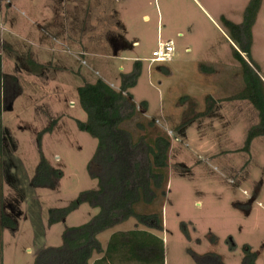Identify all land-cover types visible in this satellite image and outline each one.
Returning a JSON list of instances; mask_svg holds the SVG:
<instances>
[{
	"label": "rangeland",
	"instance_id": "374dc122",
	"mask_svg": "<svg viewBox=\"0 0 264 264\" xmlns=\"http://www.w3.org/2000/svg\"><path fill=\"white\" fill-rule=\"evenodd\" d=\"M250 1L0 0L3 74H15L16 67L24 89L12 108L2 112L4 212L18 225L4 230L2 264H34L42 250L62 246L67 228L99 214L100 209L85 203L64 222L48 225L50 209L67 207L81 193L98 189L88 173L98 141L76 125L87 120L78 100L81 78L90 84L100 78L117 84L137 60L143 64L142 75L130 92L139 113L124 127L137 140L160 132L172 143L167 195L163 206L155 207L163 211L159 236L166 264H198L193 254L210 253L223 264H243L245 246L258 254L257 264H264V137L252 144L250 154L239 152L250 129L259 124V114L248 101H228L244 83L232 54L235 46L221 22L224 16L241 24ZM38 26L49 52L34 48L35 60L47 62L37 79L24 71L31 57L27 40L39 36ZM253 35V63L264 77V0ZM159 38L174 46V57L151 65ZM202 64L217 71L203 73ZM209 96L217 101L211 115L179 130L184 121L206 111ZM52 121L56 126L39 148L38 134ZM42 156L63 174L54 189L31 185ZM136 228L144 229L131 219L98 240L106 243L113 234Z\"/></svg>",
	"mask_w": 264,
	"mask_h": 264
},
{
	"label": "trees",
	"instance_id": "16d2710c",
	"mask_svg": "<svg viewBox=\"0 0 264 264\" xmlns=\"http://www.w3.org/2000/svg\"><path fill=\"white\" fill-rule=\"evenodd\" d=\"M262 0H251L244 12L241 24L221 17L224 28L236 47L233 58L240 64L244 88L228 101H248L259 114V124L248 132L244 147L239 152L250 154L255 139L264 137V82L256 73L253 63V28ZM33 69L40 66L32 61ZM142 61H135L130 74H121L120 89L115 90L102 79L94 84L86 83L78 88L79 104L87 115L85 122L77 120L81 132L98 141L97 150L88 165L89 177L98 181V189L85 191L67 207L49 210L48 225L52 227L64 222L82 204H89L100 212L92 221L77 227L67 228L63 233V244L42 250L34 264H90L94 254L103 255L94 264H165V243L151 231L164 232L163 206L169 183V155L171 140L168 135L156 132L155 138L140 136L124 127L139 113L131 90L138 84L142 75ZM200 70L214 74L213 66L202 64ZM22 88L15 76L3 74L0 53V264L3 255V233L5 229L16 230L18 225L12 216L4 212L3 168L4 140L2 112L11 109L21 95ZM206 111L187 119L179 130L190 122L211 115L217 101L209 96ZM147 110V103L141 104ZM155 129L154 121L148 122ZM56 121L38 134V147L41 148L45 134L52 133ZM144 130L143 124H138ZM143 159H140V156ZM62 172L53 168L44 156L36 168L31 185L35 189H54L62 179ZM160 203V204H159ZM159 204V208H155ZM131 219L136 229L118 232L111 236L104 250L98 236ZM185 228V227H184ZM198 264H223L220 256L210 253L205 256L193 254ZM258 254L250 246L244 247V263L257 264Z\"/></svg>",
	"mask_w": 264,
	"mask_h": 264
},
{
	"label": "crops",
	"instance_id": "0c3cea01",
	"mask_svg": "<svg viewBox=\"0 0 264 264\" xmlns=\"http://www.w3.org/2000/svg\"><path fill=\"white\" fill-rule=\"evenodd\" d=\"M38 35L39 36H37V37H35L34 36V38H33V40L32 41H30V40H27L28 38H29V36H27L26 37V40L28 41V46H29V49H31V52L30 51H28L29 52V55L28 56H30L31 55V57L30 58H27V68H28V70H26V71H24V73H26V74H28V75H30L31 77H35V78H39V77H41L42 76V74H43V69H45L44 67H45V65H46V63L47 62H45V63H40V62H38V61H36L35 60V55L37 56V54H35V55H33V52H34V48L35 49H43V50H45L46 52H49L48 51V45H46V43H44L43 42V39H41L42 38V36H43V34H41V33H44V31L42 30V27L41 26H38ZM121 40L123 41V39L121 38ZM231 41V40H230ZM56 43H57V40L55 41ZM232 42V41H231ZM61 43V42H60ZM232 44H234L233 42H232ZM32 47H31V46ZM36 45V46H35ZM137 45H138V43H137ZM234 46H235V44H234ZM125 47V45H123L122 46V49ZM236 47V46H235ZM27 52V53H28ZM122 53V50L118 53V55L117 56H120V54ZM38 57V56H37ZM119 58V57H118ZM53 59L54 58H52V62H53ZM29 61H32V62H34L35 64H37V65H39L40 67L39 68H36V69H33V67H31L30 65H29ZM53 65H54V63H53ZM58 65L59 66H61L59 63H58ZM55 66V65H54ZM3 67H4V62H3V57H2V70H3ZM63 68H66V69H69L68 67H63ZM122 69V68H121ZM64 71H66V70H64ZM20 77H22V73L20 72V71H18L17 69H16V67H15V74H13V75H11V76H15V77H17V79H18V81H20V78H19V76ZM84 78H85V76H83ZM261 78H262V80H263V82H264V77L263 76H260ZM80 78V77H79ZM100 79H102V78H100ZM81 80H82V82H83V84L85 85L86 83H88L87 81L86 82H84L83 81V79L81 78ZM103 81H105L104 79H102ZM107 84H109L111 87H113L115 90H117V91H119V89H120V80H119V82H117V84H114V83H109L108 81H105ZM20 83V82H19ZM37 83H39V82H37ZM37 86L39 87L40 86V84H37ZM78 88V87H77ZM78 90V89H77ZM22 94H24V89L22 88V93H21V95ZM20 95V96H21ZM19 96V97H20ZM18 97V98H19ZM18 98L16 99V100H18ZM16 100H15V102H16ZM79 100V99H78ZM15 104V103H14ZM80 105V104H79ZM3 114V113H2ZM3 121V120H2ZM3 127H4V125H3ZM259 138H263V137H259ZM259 138H257V139H259ZM257 139H255L254 141H253V143L257 140ZM252 143V144H253ZM252 147V146H251ZM251 153V152H250ZM4 210H5V206H4ZM137 224V223H136ZM141 227V226H140ZM136 229H138V228H136ZM142 230H146L145 228L144 229H142ZM152 233H154L155 235H157L158 237H160L159 236V234H161V233H159V232H155V231H151ZM163 233V232H162ZM161 238V237H160ZM109 239H110V237H109ZM109 239H108V241L106 242V243H101V245H102V247H103V249H106V247H107V245H108V243H109ZM103 255H99V254H94V256H93V258L91 259V261L93 260V262H95L96 260H99L101 257H102ZM91 261H90V264H91ZM93 264V263H92ZM165 264H166V259H165Z\"/></svg>",
	"mask_w": 264,
	"mask_h": 264
},
{
	"label": "built area",
	"instance_id": "2783aa9c",
	"mask_svg": "<svg viewBox=\"0 0 264 264\" xmlns=\"http://www.w3.org/2000/svg\"><path fill=\"white\" fill-rule=\"evenodd\" d=\"M175 48L171 43H163L159 38L158 47L152 52L151 65L172 62Z\"/></svg>",
	"mask_w": 264,
	"mask_h": 264
}]
</instances>
